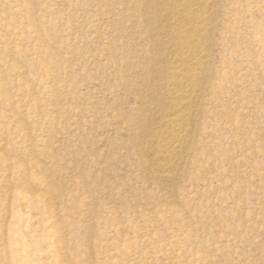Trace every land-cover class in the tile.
I'll return each instance as SVG.
<instances>
[{
    "label": "rangeland",
    "instance_id": "obj_1",
    "mask_svg": "<svg viewBox=\"0 0 264 264\" xmlns=\"http://www.w3.org/2000/svg\"><path fill=\"white\" fill-rule=\"evenodd\" d=\"M264 264V0H0V264Z\"/></svg>",
    "mask_w": 264,
    "mask_h": 264
},
{
    "label": "bare ground",
    "instance_id": "obj_2",
    "mask_svg": "<svg viewBox=\"0 0 264 264\" xmlns=\"http://www.w3.org/2000/svg\"><path fill=\"white\" fill-rule=\"evenodd\" d=\"M20 263H21V264H28V261H26V260L24 259V256H22L21 259H20Z\"/></svg>",
    "mask_w": 264,
    "mask_h": 264
}]
</instances>
